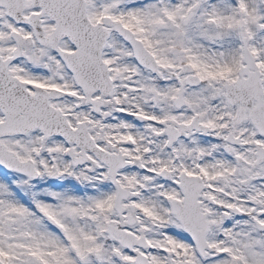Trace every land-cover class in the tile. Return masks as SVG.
<instances>
[{
	"label": "snow or ice",
	"instance_id": "snow-or-ice-1",
	"mask_svg": "<svg viewBox=\"0 0 264 264\" xmlns=\"http://www.w3.org/2000/svg\"><path fill=\"white\" fill-rule=\"evenodd\" d=\"M0 264H264V0H0Z\"/></svg>",
	"mask_w": 264,
	"mask_h": 264
}]
</instances>
